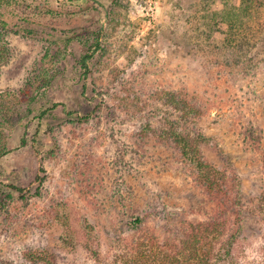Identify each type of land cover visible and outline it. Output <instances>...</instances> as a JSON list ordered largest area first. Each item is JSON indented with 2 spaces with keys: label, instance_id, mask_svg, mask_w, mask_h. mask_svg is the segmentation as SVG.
Listing matches in <instances>:
<instances>
[{
  "label": "rangeland",
  "instance_id": "374dc122",
  "mask_svg": "<svg viewBox=\"0 0 264 264\" xmlns=\"http://www.w3.org/2000/svg\"><path fill=\"white\" fill-rule=\"evenodd\" d=\"M19 1L0 9V53L1 42L9 49L0 64V201L14 195L0 207V264H30L24 250L34 248L53 252L55 264H97L84 226L100 264H110L135 234L131 217L144 216L160 236L203 218L207 196L158 137L157 114L168 109L158 93L181 89L209 100L199 124L231 157L253 213L237 262L262 257L264 62L255 74L224 62L255 52L264 10L239 11L241 0ZM228 22L242 52L223 48ZM99 29L84 90L78 60ZM136 102L142 114L123 118ZM250 125L261 132L258 147L242 134ZM11 186L28 188L25 198Z\"/></svg>",
  "mask_w": 264,
  "mask_h": 264
},
{
  "label": "trees",
  "instance_id": "16d2710c",
  "mask_svg": "<svg viewBox=\"0 0 264 264\" xmlns=\"http://www.w3.org/2000/svg\"><path fill=\"white\" fill-rule=\"evenodd\" d=\"M73 1V0H55ZM19 0H0V9L3 7H16ZM39 5V4H38ZM264 10V0H241L239 11L247 12L251 9ZM234 15L235 13L231 11ZM237 15V14H236ZM235 15V16H236ZM235 28L233 22H228V44L224 49L237 48L239 52L244 50L243 43H237L235 39ZM97 30L94 43L79 58V68L83 78V88L85 81L90 74V61L95 53L100 49L99 35ZM2 52L0 53V64L6 60V42H1ZM240 55V54H239ZM238 56V60L224 62L225 69L232 65H237V70L242 69V73L252 70L255 74L259 65L264 62V38L260 40L255 52L243 60ZM228 60V57L225 59ZM49 80H43V86ZM160 106H168L162 109L157 117L160 120L158 137H162L164 142L172 145L178 152L179 157L186 168L189 176L198 183L207 196V206L202 207L203 218H193L184 220L178 228L167 236H160L154 229L144 225V216H135L127 219L125 225L135 233L125 240L126 249L114 256L110 264H219L227 262L229 264H240L237 262L240 252V242L244 239L245 229L248 228V220L253 214L248 204L243 201L242 180L231 157L219 145L212 135H207L199 124V118L203 116L204 110L208 106V101L202 97H197L192 92L181 90H161L159 93ZM155 100V98L153 97ZM96 107L101 112L109 108L113 111L112 116L117 120L122 117L117 113L114 106L107 107L103 102L96 103ZM145 106L141 103H133L125 108L123 118L138 115L144 111ZM156 109H159L157 107ZM129 111V113H128ZM76 114L78 119L87 118L88 115L68 111V114ZM110 115V114H106ZM256 127L250 125L244 127L242 134L253 146L261 144V132L255 130ZM25 140H22L24 143ZM204 148L214 151L218 161H211L205 154ZM1 183V182H0ZM16 191L19 198H25L28 188L11 186ZM11 189V188H10ZM264 189V184H263ZM0 207L5 208L7 201L14 197L13 192L3 193ZM262 197L260 196L259 199ZM258 206V205H257ZM142 229V231L137 232ZM85 242L83 247L90 250L99 262V253L93 245V238L86 226L83 227ZM65 239V238H64ZM53 252L47 249H27L24 250V257L30 264H55L52 257ZM254 264H264V255Z\"/></svg>",
  "mask_w": 264,
  "mask_h": 264
}]
</instances>
